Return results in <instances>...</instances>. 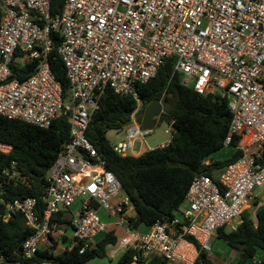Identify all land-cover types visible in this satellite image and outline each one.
Instances as JSON below:
<instances>
[{"label": "built area", "instance_id": "2783aa9c", "mask_svg": "<svg viewBox=\"0 0 264 264\" xmlns=\"http://www.w3.org/2000/svg\"><path fill=\"white\" fill-rule=\"evenodd\" d=\"M51 7L52 0H0V117L44 130L59 118L70 124V141L49 170L40 200L5 198L4 186L28 179L10 160L12 146L0 142L2 219L22 215L33 231L22 245L23 260L42 249L55 253L64 243V251L80 245L83 254L115 226L123 237L111 258L131 250L135 263L159 257L197 264L201 252L211 253L220 229L235 231L246 215L256 221L264 205V0H65L57 16ZM54 52L65 65L70 103L50 67ZM174 58L183 86L228 102L232 122L224 145L232 147L238 137L235 150L242 156L218 176H196L174 216L142 233L131 225L132 201L86 134L110 89L138 104L115 152L125 158L165 148L169 143L154 149L146 142L151 130L141 126L137 89ZM36 61L41 65L34 74L14 77L13 66L21 70ZM99 210L114 224L104 223ZM67 230L72 238L65 241ZM0 264L15 263L0 256Z\"/></svg>", "mask_w": 264, "mask_h": 264}, {"label": "trees", "instance_id": "16d2710c", "mask_svg": "<svg viewBox=\"0 0 264 264\" xmlns=\"http://www.w3.org/2000/svg\"><path fill=\"white\" fill-rule=\"evenodd\" d=\"M65 0H52L51 14H60ZM39 61L26 64L21 70L13 66L15 78L20 81L34 74ZM52 73L61 84L64 99L69 91L66 69L54 52L50 57ZM169 60L155 79L138 86L137 96L144 112L147 105L163 99L165 113L161 117L172 129L169 144L162 149L142 153L140 156L121 157L107 139L109 131H123L130 124V116L138 104L131 96H120L108 89L98 110L93 114L87 138L104 161L105 169L120 181L123 193L133 203L136 216L130 219L133 229L143 225L150 227L166 221L183 204L187 192L198 175L214 177L215 173L237 162L242 151L235 150L239 138L232 143L234 153L230 158L205 164L212 155L222 150L229 134L232 113L228 102L218 96L203 97L193 88L182 85V77L174 73ZM70 141V124L67 118H59L48 130L0 117V142L12 146L10 160L15 161L28 179L25 185L4 186L8 200L36 198L40 200L47 184L49 170L59 153ZM4 206L0 204V256L5 262L15 264H88L96 258H104L109 245H117L121 239L110 230L95 247L80 254V245L67 248L61 254L49 249L38 251L33 260H23L22 245L33 234L25 218L16 215L5 223ZM235 231L220 229L216 237L231 250L240 254L235 264H249L260 251L264 253V205L256 214V221L247 215ZM66 241V240H65ZM134 251H126L116 264H167L159 257L133 261ZM197 264H216L206 252H201ZM258 264H264V257Z\"/></svg>", "mask_w": 264, "mask_h": 264}, {"label": "rangeland", "instance_id": "374dc122", "mask_svg": "<svg viewBox=\"0 0 264 264\" xmlns=\"http://www.w3.org/2000/svg\"><path fill=\"white\" fill-rule=\"evenodd\" d=\"M71 100V94L68 91V93L66 94V97L64 99L65 103H70ZM164 106V104H163ZM162 106V109L164 108ZM162 114V113H161ZM161 114L159 117H156L153 119L154 125L151 129V134L149 136L146 137V142L148 143V145L150 146V148H158L161 145L167 144L169 143L171 137H172V129H171V125L164 120L161 117ZM125 129L123 131H109L107 134V139L109 140V142L111 143V145L113 147L117 146L118 143L125 141ZM135 151H141L142 147L140 144V140H137L135 143ZM147 149V148H146ZM233 151L234 149L228 146H225L222 150L218 151L217 153H215L214 155H212L213 159L215 161H222L225 160L227 158H230L233 155ZM212 157L210 159H212ZM185 209V205H183V207L181 208V210L177 213L178 216H181L182 212ZM98 216L101 218V220L109 225H113L114 221L107 215V213L103 210H99L98 211ZM117 229V227L112 228V230ZM149 227L143 225L141 228V232L145 233L148 232ZM227 231H231V227H228V229H226ZM117 237L119 239H122L123 237V232L120 229H117ZM68 235H70V237H72V231L69 230L68 231ZM105 236V233L100 234L97 236V238L95 239V245L96 243L103 239ZM211 245H213V251L210 253L213 254L215 256V260H219L220 264H224L225 262V257L224 255H222V251L226 252V247L224 246V244L221 241H218L217 238H215V236L211 239ZM63 248H66L67 245H63ZM117 247H114V245H109L107 247L106 250V256L104 258H96L94 260H91L88 264H116L120 258H121V254H119L117 257H115L114 259L110 257V254L112 252H114L116 250ZM63 252L62 248H58L55 253L56 254H61ZM262 255L264 256L263 251L259 252V256ZM258 259H254L253 262H256Z\"/></svg>", "mask_w": 264, "mask_h": 264}, {"label": "crops", "instance_id": "0c3cea01", "mask_svg": "<svg viewBox=\"0 0 264 264\" xmlns=\"http://www.w3.org/2000/svg\"><path fill=\"white\" fill-rule=\"evenodd\" d=\"M232 148V147H231ZM234 149V148H233ZM233 153H234V151H233ZM213 161H215L214 159H213V157H212V159H209L208 161H206L205 162V164L207 165V164H209L210 162H213ZM219 172H220V170L219 171H217L216 173H215V176H218L219 175ZM214 176V177H215ZM115 227V226H114ZM113 228V226H110V229H112ZM117 229H120V228H118L117 227ZM117 229H115V231H117ZM122 232H123V230L122 229H120ZM68 231L69 230H67L66 231V234H67V237H65L64 239L65 240H71V238L72 237H70V235H68ZM116 235H117V232H116ZM215 238H217L216 236H215ZM218 240V239H217ZM218 241H220V240H218ZM222 242V241H221ZM223 243V242H222ZM224 244V243H223ZM64 245H67V244H65L64 243ZM62 246H63V244H62ZM224 246L226 247V252L225 251H222V255H224V257H225V262H224V264H235L236 263V261L239 259V257H240V254L237 252V251H234V250H231L230 248H228L227 247V245H225L224 244ZM59 248H62L63 249V251H64V248L63 247H61V245H60V247ZM212 251H213V245H212ZM211 251V252H212ZM56 254V253H55ZM118 256V255H117ZM117 256H115V257H117ZM122 256V255H121ZM115 257H113V259L115 258ZM209 257H210V259L213 261V262H215L216 264H220L219 263V260H215V256L213 255V254H209ZM263 257L264 256H262V255H260L259 256V253H258V255L254 258V259H258L256 262H253V260H251L250 261V263L249 264H256L257 262H260L261 260H263Z\"/></svg>", "mask_w": 264, "mask_h": 264}, {"label": "water", "instance_id": "95a60500", "mask_svg": "<svg viewBox=\"0 0 264 264\" xmlns=\"http://www.w3.org/2000/svg\"><path fill=\"white\" fill-rule=\"evenodd\" d=\"M176 63V58L172 60V64ZM162 113V105L159 103L158 100L151 102L149 105L146 106L143 115L141 126L144 130H151L154 122L153 119L159 117Z\"/></svg>", "mask_w": 264, "mask_h": 264}]
</instances>
